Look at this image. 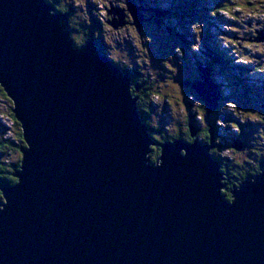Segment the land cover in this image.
<instances>
[{
  "label": "water",
  "instance_id": "water-1",
  "mask_svg": "<svg viewBox=\"0 0 264 264\" xmlns=\"http://www.w3.org/2000/svg\"><path fill=\"white\" fill-rule=\"evenodd\" d=\"M126 8L107 9L109 25L129 12L140 28L143 7ZM199 72L187 87L209 113L222 93ZM132 80L95 40L75 47L47 0H0V87L26 145L0 188V264H264V172L227 200L213 130L156 143Z\"/></svg>",
  "mask_w": 264,
  "mask_h": 264
},
{
  "label": "rangeland",
  "instance_id": "rangeland-1",
  "mask_svg": "<svg viewBox=\"0 0 264 264\" xmlns=\"http://www.w3.org/2000/svg\"><path fill=\"white\" fill-rule=\"evenodd\" d=\"M135 1L141 7L151 3L156 6L162 14H150L157 20L163 17L164 25L157 27L155 22H151L148 25L143 23L140 28L125 25L117 30L110 26L111 17L108 16L107 9L127 10V0H56L54 3L60 7V11L62 9V13L68 15L70 37L75 47H81L90 40H84L83 34L93 33L94 38L102 37L104 45L108 47L106 54H109L113 62L139 70L141 78L138 83L153 90L148 99H143L142 102L139 100V104L147 110L148 124L157 129L152 130V136L160 140L161 135L178 137L181 131L188 129L187 125L192 117L201 129L215 119L224 143L219 148L220 151L216 153V148H213L211 152H215L216 157L222 159L225 165L230 162L235 166L243 165L245 170L255 169L256 163L262 162L259 161L261 158L264 160V106L260 104V98L248 100L241 91L234 89L235 86L230 91H227L228 87L220 99L224 100L220 107L227 110L217 112V116L214 113L218 108L206 114L203 110L204 103L195 91L187 88L186 83L200 79L198 66H194L192 60L174 59L173 54L175 57L180 56L182 51L187 50L194 53L192 59L195 57L202 64L203 60L212 61L211 49L219 47L233 64L246 63L247 73L252 78L261 77L264 80V41L256 42L257 38L264 37V0ZM127 14L129 12L125 13V21L133 23L131 15L127 19ZM213 76L214 83L221 89V84H224L221 76L219 73ZM256 85L264 87L261 81ZM134 90L133 85L132 91ZM135 94L139 96L138 93ZM258 94L264 98V90L261 89ZM9 110L10 102L0 94V140L6 139L10 141L7 142L9 144H18V139L14 138L18 132L9 116ZM244 122L252 125L242 127L241 131L236 126ZM3 128L7 131L2 135ZM233 136L235 140L241 139L244 142L243 150L233 149L236 141L226 140H232ZM197 138L202 139L199 134ZM4 145L11 150L1 160L6 164L17 162L18 155L14 148ZM226 176L223 172L222 182L228 188L230 182ZM235 176L236 174L233 175Z\"/></svg>",
  "mask_w": 264,
  "mask_h": 264
},
{
  "label": "trees",
  "instance_id": "trees-1",
  "mask_svg": "<svg viewBox=\"0 0 264 264\" xmlns=\"http://www.w3.org/2000/svg\"><path fill=\"white\" fill-rule=\"evenodd\" d=\"M55 9V12H61L60 11V7L56 6V4L54 2H56V0H47ZM204 2V1H203ZM205 3V2H204ZM151 7L156 8V6L149 4ZM72 8V7H71ZM70 8V10H72ZM157 9V8H156ZM67 10V8L65 9ZM83 39H94V35L93 33L89 34L86 33L83 34ZM211 36V35H210ZM95 40L98 42V40L95 38ZM98 44V43H97ZM99 45V44H98ZM101 47H99L100 51L103 53H107V50L105 49V47H102V45H100ZM192 54L187 50L182 51V54L180 56H176L175 54H173L174 59H179L181 61H193L194 62V66H198V72H199V67L203 66V65H207V67H210V69L213 71L214 74L219 73V75L221 76L220 79L223 80L224 84H221V93L223 94L225 92V88H228L227 91L231 90L232 86H235V90L237 91H241L242 94L249 100H256L257 98H260V104H262V106H264V98L263 96L259 95L258 92L262 90H264V87H260L257 86L256 84L258 82H263L264 84V80L261 79V77H259L258 79L252 78L250 73H247L248 71V66H246V63H242V64H233L231 62V59L226 55V53L224 51H222L219 47H212L211 49V53L210 56H212V61L211 60H203L202 64L200 62H198V60L193 57L194 59L191 58ZM114 64H116L118 67H120V69L122 70V72L124 73H130L132 75V83L134 82V93L136 91V87H138L140 89L141 92V98H140V102L143 101V99H148V95L153 93V90L151 89V87H147L146 85H140V82L138 83V79L141 78V74H139V70L131 68L129 66H121L119 64H117L116 62H114ZM215 67V68H214ZM250 68V66H249ZM217 69V72H214ZM139 72V73H138ZM254 72V71H253ZM200 73V72H199ZM212 73V78L214 77ZM198 79V78H197ZM197 79L194 80H190V81H186V83L189 82H193ZM214 80V79H213ZM137 81V82H136ZM255 86V87H254ZM263 86V85H261ZM188 89H190L192 91V89L190 87H187ZM0 94L2 95V97L6 100H8V102H10V110H9V116L11 117L12 121L15 124L16 130L18 132V134L16 136H14L15 139H18V144H15L14 142L9 144L7 142H10L9 140H0V188L5 186L6 184H10V185H14L17 182V179L15 177V174L18 173V170L20 168V162H21V150L24 149L26 147L24 141H23V137H22V131L20 129V125L19 123L16 121V119L14 118V115L12 113V102L7 98L6 94L4 93L3 89L0 87ZM224 100H220L219 102V107L218 109L215 111L216 113H214V115H218V113H221V111H225L227 110L226 108H221L220 104L223 102ZM205 105V104H204ZM138 109L141 113V117L143 120V123L147 124L149 132L151 134L152 130L154 131L155 129L151 128V126L148 124V120L146 119V115L147 114V110L144 106H141V104L138 103ZM203 110L206 112V114H209L206 111V106L203 107ZM223 111V112H224ZM218 112V113H217ZM223 116H226L223 114ZM191 122L193 124V126L195 127V129L198 130V134L202 137L203 142L204 143H209L211 141V135H210V130H213V132L215 133L214 135V144L216 145V153L218 151H220V149L223 146V140L220 137V131L219 128L217 127V125L215 124V119L211 120L208 124L207 127L204 129L199 128L194 121V117H192ZM251 123H240L239 125H237L236 127L238 129H240L242 131V127L245 128L246 126H251ZM188 129L186 131H181L179 134L180 136H168V135H161L162 139H158L156 138V136H152V139L157 142V143H163V142H167V141H173L175 139H182L184 141H193L190 137V129H189V124L187 125ZM212 128V129H211ZM157 130V129H156ZM5 130L3 129V133L2 135L5 133ZM159 131V130H158ZM231 137V135H230ZM197 139V137H196ZM235 138H233L232 140H228L226 138V140L228 142H232L234 141ZM4 144L10 145L12 147V149L14 148V151L16 152V154L18 155V161L17 162H13V163H4V160H1V158L4 156V154L7 152H10L11 149H9L10 147H5ZM6 148V149H5ZM220 148V149H219ZM153 151L151 153V159L152 162H155L157 158H159L160 156V148L158 146H154L152 147ZM6 150V151H5ZM215 152H211L214 156V158L219 161L220 165H221V172H225L227 174L226 178L228 177V180L230 179H234L235 177H237V179H239V181L236 183V185H240L242 182L249 180L248 174H246L243 165L240 166H235L234 164H231L230 162L225 165L222 162V159L216 157V153ZM215 153V154H214ZM155 154V155H153ZM263 159V158H261ZM221 161V162H220ZM228 162V161H227ZM256 169L257 165H256ZM244 170V171H243ZM260 172V171H259ZM236 174L235 177H233V175ZM261 174V172L259 173ZM257 173L256 176L259 175ZM255 176V177H256ZM244 180V181H243ZM230 190L226 191L224 190V194H226V198L227 200H231V195L230 192L233 189L232 186H230ZM2 200V194L0 192V201Z\"/></svg>",
  "mask_w": 264,
  "mask_h": 264
},
{
  "label": "flooded vegetation",
  "instance_id": "flooded-vegetation-1",
  "mask_svg": "<svg viewBox=\"0 0 264 264\" xmlns=\"http://www.w3.org/2000/svg\"><path fill=\"white\" fill-rule=\"evenodd\" d=\"M135 1V0H134ZM141 1V0H140ZM135 3H136V1H135ZM146 6L145 7H143V16H144V19H145V22H144V24L143 25H148V24H151V22H155V25L157 26V27H160V26H163L164 25V19H163V17L160 19V20H157L155 17L153 18V16L151 15V14H154V15H156L157 14V11H155L154 10V8L153 7H151L150 5H148V4H145ZM144 6V5H143ZM150 12H151V14H150ZM110 17V16H109ZM127 19H130L129 18V14H127ZM126 19V20H127ZM110 21V20H109ZM127 22V25H130V26H134L133 24H132V21H130L129 20V23H128V20L126 21ZM160 24V25H159ZM143 27V26H142ZM136 28V27H135ZM120 29V28H119ZM96 38V37H95ZM95 38L93 39V40H95ZM97 40H98V46L99 47H101L100 45H102V47H105V49L107 50V52H108V47L106 46V45H104L105 44V42L103 41V39H102V37H97L96 38ZM109 55V54H108ZM205 66V65H204ZM207 67V66H206ZM197 139H199V138H197ZM199 141L200 142H203V139H199ZM259 161H262V162H257L256 163V165H257V168H258V170L255 168V169H253V170H245V167H244V170H245V172H246V174H248V177L249 178H252V177H254V176H256L257 175V173L259 174L260 172L262 173V172H264V160L263 159H260ZM255 165V166H256ZM260 171V172H259ZM248 178V179H249ZM239 181V179H237V177H235L234 179H230V180H228V182H230V185L229 186H232V188H234L235 186H236V183ZM231 188L230 187H226V191H229ZM2 201H0V203H1Z\"/></svg>",
  "mask_w": 264,
  "mask_h": 264
},
{
  "label": "clouds",
  "instance_id": "clouds-1",
  "mask_svg": "<svg viewBox=\"0 0 264 264\" xmlns=\"http://www.w3.org/2000/svg\"><path fill=\"white\" fill-rule=\"evenodd\" d=\"M200 77H201V76H200ZM197 80H198V79H197ZM138 94H139V96H138V95H137V96L139 97V100H140V97H141L140 89H139ZM223 96H224V93L222 94V97H223ZM222 100H223V99H222ZM138 103H139V101H138ZM195 123H196V122H195ZM189 124H190V125H193L192 122H190ZM196 125H197V124H196ZM198 127H199V126H198ZM3 129H4V128H3ZM4 130H5L4 132L7 131V129H4ZM197 131H198V130H197ZM197 134H198V133H197ZM233 138H235V137L233 136ZM177 139H178V138H177ZM234 141H241V139H237V140L234 139ZM241 142L244 143L243 141H241ZM245 146H246V145H245ZM214 148H215V147H214ZM232 148H233V146H232ZM243 148H244V147H243ZM233 149H234V148H233ZM242 150H243V149H242ZM252 178H254V177H252ZM249 179H251V178H249ZM235 187H236V186H235Z\"/></svg>",
  "mask_w": 264,
  "mask_h": 264
},
{
  "label": "bare ground",
  "instance_id": "bare-ground-1",
  "mask_svg": "<svg viewBox=\"0 0 264 264\" xmlns=\"http://www.w3.org/2000/svg\"><path fill=\"white\" fill-rule=\"evenodd\" d=\"M160 25V24H159ZM120 68V67H119ZM228 104V103H227ZM228 112V111H227ZM235 117V116H234ZM15 136H16V134H15ZM3 137V136H2ZM190 142V141H189ZM157 143V142H156ZM231 147V146H230ZM214 157V156H213ZM221 162V161H220ZM244 181V180H243Z\"/></svg>",
  "mask_w": 264,
  "mask_h": 264
}]
</instances>
